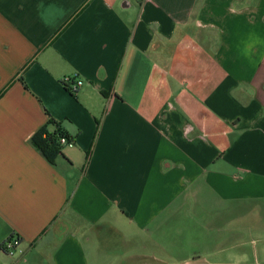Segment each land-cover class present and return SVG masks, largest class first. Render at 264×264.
I'll return each instance as SVG.
<instances>
[{"label":"crops","instance_id":"crops-1","mask_svg":"<svg viewBox=\"0 0 264 264\" xmlns=\"http://www.w3.org/2000/svg\"><path fill=\"white\" fill-rule=\"evenodd\" d=\"M47 113L73 143L55 164ZM260 224L264 0H0V264L178 248L188 225L242 248Z\"/></svg>","mask_w":264,"mask_h":264},{"label":"rangeland","instance_id":"rangeland-1","mask_svg":"<svg viewBox=\"0 0 264 264\" xmlns=\"http://www.w3.org/2000/svg\"><path fill=\"white\" fill-rule=\"evenodd\" d=\"M218 231L208 234L188 225L186 240H180L178 248H151L131 240L125 248H88L91 258L100 264H264V225L250 235H244L242 248H214L220 238ZM212 239V248H192L195 238L200 243L206 237ZM208 235V236H207ZM211 245V244H210ZM225 245V244H223ZM206 246H209L206 243ZM92 249V252H91ZM13 258V257H12Z\"/></svg>","mask_w":264,"mask_h":264},{"label":"trees","instance_id":"trees-1","mask_svg":"<svg viewBox=\"0 0 264 264\" xmlns=\"http://www.w3.org/2000/svg\"><path fill=\"white\" fill-rule=\"evenodd\" d=\"M47 115L49 117L47 124L34 134L32 143L49 163L55 164L57 159L63 156V151L66 148L61 144V139L66 138L69 142L72 140L62 124L54 120L49 113ZM51 127H55L54 131H51ZM90 155L91 152L87 154L86 166L89 163Z\"/></svg>","mask_w":264,"mask_h":264},{"label":"built area","instance_id":"built-area-1","mask_svg":"<svg viewBox=\"0 0 264 264\" xmlns=\"http://www.w3.org/2000/svg\"><path fill=\"white\" fill-rule=\"evenodd\" d=\"M63 84L71 93H76L84 85L83 81L76 80L73 77H65L63 79ZM61 144L66 147L73 146V143L69 142L66 138L61 139ZM19 245L20 239L18 237H13L4 243L2 248L7 255L14 257L17 253H22L21 250H18Z\"/></svg>","mask_w":264,"mask_h":264}]
</instances>
